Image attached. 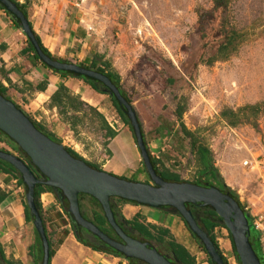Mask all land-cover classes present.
<instances>
[{"label":"rangeland","instance_id":"rangeland-1","mask_svg":"<svg viewBox=\"0 0 264 264\" xmlns=\"http://www.w3.org/2000/svg\"><path fill=\"white\" fill-rule=\"evenodd\" d=\"M20 1L27 2V20L37 34L60 36L53 58L78 66L98 55L116 75L160 173L191 184L199 177L191 144L205 147L243 213L264 210L253 175L240 167L264 148V0H227L223 8H215L214 0H47L48 19L40 15V0ZM80 27L86 31L84 38L79 37ZM70 28L78 36L75 41L68 40ZM59 80L70 96L103 117L115 137L106 140L100 120L76 100V112L51 107L48 100L32 113L21 109L27 118L34 115L46 133L83 162L151 185L132 133L108 94H97L75 79ZM253 105L261 110L242 114L234 126L228 125V114L221 116ZM0 149L20 156L3 143ZM248 231L249 244L260 258L258 237ZM214 237L218 247L225 244V251L219 249L224 258L236 264L227 231L217 228Z\"/></svg>","mask_w":264,"mask_h":264},{"label":"water","instance_id":"water-1","mask_svg":"<svg viewBox=\"0 0 264 264\" xmlns=\"http://www.w3.org/2000/svg\"><path fill=\"white\" fill-rule=\"evenodd\" d=\"M0 7L12 16L40 63L54 71L68 72L96 81L108 92L128 121L144 172L151 182V185L130 182L92 169L83 161L70 156L61 145L40 133L11 101L0 95V133L23 153L41 177L39 180L36 179L20 159L0 151V161L8 164L18 173L24 187V204L31 216V225L40 244V264L48 262V243L34 204L36 185L50 188L58 200L63 198L67 204L66 211L75 225L122 255L124 259L143 264H174L168 262L147 243L134 240L121 231L114 222L108 202L110 198L133 202L151 209L168 208L180 217L187 230L199 241L209 261L212 264H223L221 256L207 235L198 228L185 204L208 207L227 231L238 264H260L248 241L247 215L232 198L221 194L213 187H199L186 182L170 183L158 177L150 164L134 112L107 77L77 65L49 59L37 47L27 19L18 8L9 0H0ZM79 194L87 195L97 202L103 218L118 241L107 237L80 216L77 205Z\"/></svg>","mask_w":264,"mask_h":264},{"label":"trees","instance_id":"trees-1","mask_svg":"<svg viewBox=\"0 0 264 264\" xmlns=\"http://www.w3.org/2000/svg\"><path fill=\"white\" fill-rule=\"evenodd\" d=\"M9 1L11 3H13L18 8V10L22 13L23 17L25 19H27V16H26V13L24 10V4H19L15 0H9ZM226 2H227V0H214L213 6L215 8H223L226 5ZM0 9L3 10L2 7H0ZM5 13L12 20L14 27L20 31L18 25L16 24V22L14 21L12 16H10L7 12H5ZM28 26H29L30 32L32 34V37H33L34 41L36 42V45L39 48V50L41 51V53L43 55H45L46 57H48L49 59L59 62L58 59L53 58L46 51V49L41 45L37 35L32 31L29 23H28ZM26 45H27V49H26V51L22 52V55L29 58L28 56L30 54V58L28 60L32 66L34 64H39L43 69L50 71L51 74L56 75L59 78L67 77L70 79H75V80L82 82L84 85L89 87L90 90H92L93 92H95L97 94H100V95L108 94V92L105 91V89L96 81H93L91 79H88V78H85L82 76H76V75H73V74L68 73V72L54 71L52 69L47 68L45 65H43L42 63H40L38 61L36 55L34 54V51L32 50V48H31V46L27 40H26ZM100 59H101L100 56L93 55L92 58H89V59L85 58L84 59V61H83L85 63L84 65H78V66L105 75V77H107V79L110 81V83H112L117 88L120 96L126 101V103H128L130 105L128 98L126 97L125 93L123 92V90L119 86L118 78L116 77V75L112 74L109 71L108 66L105 65L103 62H101ZM45 80H46V78L43 77L42 81L35 85L34 89L36 91L43 92L45 89V86L47 84ZM0 95L3 96L6 100H9L8 97L5 95V89L1 85H0ZM108 96L110 98L111 105L114 108V111L116 112L118 118L120 119L122 124L128 128L129 132L131 133V130L129 128L128 121H127L125 115L121 111L120 107L116 104L114 99L109 94H108ZM74 100H76L77 106H80V105L86 106L87 109L92 112V115L96 116L100 120V129L103 131V133H104L103 136L106 140L109 141L115 137L116 133L107 125V123L104 121L103 117L92 107H89L86 104L80 102L77 97L70 96L68 94L66 88L63 86V84H59L57 86L56 90L51 94V96L49 98L51 107H54L56 109H62V110L66 109V107H67V108L72 109L73 111L76 109V105L74 104ZM72 105H73V107H72ZM14 106L17 109H19L18 106H16V105H14ZM19 110L21 111V109H19ZM258 110H261V107L259 105L244 106L243 108L236 110L235 113H233L231 111H227V112L224 111L221 114V116L224 118L230 117L231 120L228 121V125L234 126L238 122H240V120L242 118L241 117L242 114L249 113V115L251 116L253 113L257 112ZM262 110L264 111L263 108H262ZM21 112L23 113L24 116H26L23 111H21ZM74 112H76V111H74ZM226 114H228L227 117H226ZM28 120L32 123L34 128H36L40 133L45 135L51 141L59 144V141L54 139L50 134L46 133L40 127V125H38V123L34 122L33 120H31L29 118H28ZM136 120H137V117H136ZM137 122H138V120H137ZM138 124H139V122H138ZM70 128H72V127H70ZM139 128H140V125H139ZM252 128L255 129V126H252ZM140 133H141L142 142L144 144V147H145L146 153L148 155L150 164H151L155 174L165 182L183 183L182 181H180L177 178V176L166 175L164 173H160L156 169L155 161L149 155V151H148L147 146L145 144L141 128H140ZM0 143L8 145L10 147V149H12L18 155H20V156H17V158L20 159L24 164H26V166L33 173V175L35 176L36 179H38V180L41 179L38 172L31 166L28 159L23 155V153L11 141H9L7 139V137L4 136L2 133H0ZM191 147L195 151V154L197 155V164L199 167V177L195 181L191 182V184H194V185L199 186V187H206V188L207 187H213V188L217 189L221 194H226L230 198H232L237 203L239 208L243 211V208L238 203L237 198L234 195V193L231 192L227 187H225L223 185L222 180L219 177V175L217 174L216 169L212 166L209 151L205 147H202V146L194 147V145L191 144ZM64 149L73 158L83 161L78 155H76L75 153H73L69 149H66V148H64ZM0 151H2L4 153H8L7 151H5L3 149H0ZM8 154H10V153H8ZM87 165L89 167H91L92 169L99 170L97 167H95L93 165H90V164H87ZM99 171H101V170H99ZM0 173L10 176L12 179L16 180L17 185L23 187L18 173L12 167H10L8 164L4 163L3 161H0ZM120 179L125 180L124 178H120ZM23 189H24V187H23ZM42 193H52V190L48 187H43L41 185H36L34 187V204H35L37 213L41 219L43 231H44V234H45L46 239H47V243H48V262H47V264H49V260H50V257L52 255V250L50 249L49 240L47 238V233H46V229H45V220L43 217V213H42V211L39 207V204H38V197ZM5 197H6V193L4 191L0 190V203L4 200ZM108 202H109L110 210H111L112 215H113L114 222L117 224V226L121 229V231L126 236H128L134 240H137L139 242L147 243L148 246L153 247L156 250V252H158L160 255H162L170 263H174V264H195L194 258L192 256H190L188 254V252L182 246L178 245L177 243H175L171 239L168 231H166L160 227L144 225L136 217L133 219H130V220H124L123 217L121 216L119 210L117 209L116 203L120 202V203L129 204V205H133V206H138V205H136L133 202H127V201L115 199V198H110L108 200ZM57 204H58L59 209L61 210L62 216H64L66 221H64L65 219H63L59 213H57V217L62 221V223H63L62 226H65L66 224H68V226L70 227V231L72 232V235H73V237L77 243H79L83 247H86L92 251L102 252V253H106V254L113 255V256L124 259L122 255L111 250L110 248H108L107 246H105L104 244L99 242L97 239H95L94 237L89 235L85 230L76 226L66 211L67 204L63 198L61 200H57ZM77 205H78L79 214L84 220L90 222L101 233H103L107 237H109L115 241H118L117 237L113 234V232L110 230L109 226L107 225L105 219L103 218L100 207L94 199L90 198L87 195L79 194V195H77ZM140 207H144V206H140ZM185 207H186V209H188L191 212L192 217H193L196 225L198 226V228L201 229L207 235V237L212 242L215 250L221 256V253L218 249V246H217V243L215 241L214 234H213V230L215 228H223L224 229V227L220 224L219 218H217L215 216V214L213 213V211L211 209H209L208 207L201 208V207L192 206V205H188V204H185ZM22 208H23L24 221L31 223V216L29 215V212H28L27 208L25 207L24 203H23ZM162 209H168V208H162ZM176 216L180 219V217L177 214H176ZM65 222H67V223L65 224ZM182 223L187 230L185 223L183 221H182ZM189 234L192 237V239L195 241V243L197 244L200 251L205 255V252L203 251V248H202L201 244L199 243V241L190 232H189ZM65 235H66V232L64 231L62 233V236H65ZM35 236H36V234H35ZM35 242H36V246H37V253L36 254L34 253V249H35L34 246L30 247L28 253H29V256L31 257L32 261L33 260L37 261V263H33V264H38V263L40 264L41 249H40V244H39V240H38L37 236H36ZM60 242H61V239H59L57 243L59 244ZM230 245H231V249L233 251V246L231 244V241H230ZM205 257H206L207 264H212L206 255H205ZM233 258L235 259L236 264H238V260L236 258V255L234 254V251H233ZM221 259H222L223 264H227L226 260L222 256H221ZM257 259L259 260L260 264H264L260 258H257ZM125 260L129 264H143V263H140V262L135 261V260H130V259H125ZM0 264H11L9 261H6L4 259V256H3L1 249H0Z\"/></svg>","mask_w":264,"mask_h":264},{"label":"crops","instance_id":"crops-1","mask_svg":"<svg viewBox=\"0 0 264 264\" xmlns=\"http://www.w3.org/2000/svg\"><path fill=\"white\" fill-rule=\"evenodd\" d=\"M17 2L24 4V10L26 9L27 2L22 3L20 0ZM39 3L42 4L38 8L40 15L48 19L50 7L47 5V0H40ZM27 22L37 35L41 45L51 55L61 39L57 35L58 33L52 32L49 36L42 35L40 32L37 34L31 23L28 20ZM80 29L79 37L87 36L84 27H80ZM67 34L68 40L75 41L78 38L71 28ZM26 49L25 37L14 27L6 13L0 9V85L5 89V95L9 101L19 109L32 113L35 112L33 110L47 104L49 97L57 86L62 84V81L59 80L61 78L43 69L39 64L32 66L28 60L30 54L29 58L22 55ZM43 77L46 78L47 83L45 89L43 92L36 91L34 84L42 81ZM63 86L66 87V85ZM31 117L35 122H38L34 115ZM0 190L6 193V197L0 203V249L4 259L11 264L37 263V261H32L28 253L30 247L34 246L36 254L37 246L32 225L25 222L23 218V187L17 185L16 180L10 176L0 173ZM57 200L53 191L52 193H42L38 197V204L43 213L47 238L52 250L49 264H129L125 259L83 247L75 241L68 224L60 226L54 223L53 213L55 215L59 213L62 216ZM116 206L124 220L136 217L144 225L160 227L168 231L171 239L194 258L195 264H207L205 255L200 251L182 221L169 209H151L120 202L116 203ZM134 209L137 211H133V213L129 211ZM62 218L65 219L64 216ZM216 229L213 230V234ZM64 231L66 235L62 236ZM59 239L61 242L58 244ZM215 241L219 244V239L215 238ZM220 248L225 251V244L218 247V249ZM221 256L224 258L222 253ZM225 260L227 264H234L228 258Z\"/></svg>","mask_w":264,"mask_h":264},{"label":"built area","instance_id":"built-area-1","mask_svg":"<svg viewBox=\"0 0 264 264\" xmlns=\"http://www.w3.org/2000/svg\"><path fill=\"white\" fill-rule=\"evenodd\" d=\"M240 167L253 175L257 188L264 196V148L261 149L259 154L247 160H242ZM246 215L248 230H251L258 237L259 255L264 263V210L256 214Z\"/></svg>","mask_w":264,"mask_h":264},{"label":"flooded vegetation","instance_id":"flooded-vegetation-1","mask_svg":"<svg viewBox=\"0 0 264 264\" xmlns=\"http://www.w3.org/2000/svg\"><path fill=\"white\" fill-rule=\"evenodd\" d=\"M233 259V258H232Z\"/></svg>","mask_w":264,"mask_h":264}]
</instances>
